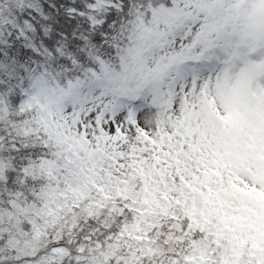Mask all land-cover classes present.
<instances>
[{
	"label": "snow or ice",
	"instance_id": "obj_1",
	"mask_svg": "<svg viewBox=\"0 0 264 264\" xmlns=\"http://www.w3.org/2000/svg\"><path fill=\"white\" fill-rule=\"evenodd\" d=\"M0 264H264V0H0Z\"/></svg>",
	"mask_w": 264,
	"mask_h": 264
}]
</instances>
